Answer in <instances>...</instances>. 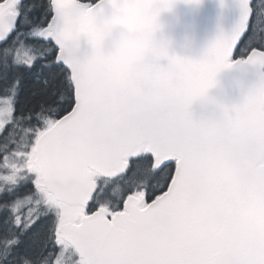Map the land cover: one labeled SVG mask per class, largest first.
Instances as JSON below:
<instances>
[{"label": "snow or ice", "instance_id": "obj_1", "mask_svg": "<svg viewBox=\"0 0 264 264\" xmlns=\"http://www.w3.org/2000/svg\"><path fill=\"white\" fill-rule=\"evenodd\" d=\"M176 3L0 0V264H264V72L192 112L224 69H264V0H236L199 59L158 46L130 74L83 73L73 54L130 12L153 31ZM234 132L241 157L197 166Z\"/></svg>", "mask_w": 264, "mask_h": 264}, {"label": "water", "instance_id": "obj_2", "mask_svg": "<svg viewBox=\"0 0 264 264\" xmlns=\"http://www.w3.org/2000/svg\"><path fill=\"white\" fill-rule=\"evenodd\" d=\"M238 9L236 0H201L199 4H191L185 0H177L171 10L163 11L159 16L160 30L157 39L171 37L176 41V47L170 49V54L199 59L209 45L222 33H228L237 21ZM129 32H143L144 27L139 16L130 12L122 21ZM93 66L103 61L111 71L119 63V57L105 56L97 48L94 51ZM166 63V61H161ZM253 68L234 67L224 69L217 76L216 85L209 89L208 97L222 99L231 105L240 102L245 91L252 86L258 76ZM195 118L213 117L217 115V106L205 100H198L192 105Z\"/></svg>", "mask_w": 264, "mask_h": 264}, {"label": "clouds", "instance_id": "obj_3", "mask_svg": "<svg viewBox=\"0 0 264 264\" xmlns=\"http://www.w3.org/2000/svg\"><path fill=\"white\" fill-rule=\"evenodd\" d=\"M160 27L159 17L153 31L129 32L122 24L113 23L97 47L77 49L73 53L79 59L80 71L87 73L92 69L93 54L97 48L105 56L119 57V63L113 69L117 74L134 72L146 61L153 47L162 46L170 53V49L176 47V41L171 37H162L158 40L156 33ZM141 95L146 101V106L150 108L160 101L163 91L161 87H150L142 90ZM207 99L216 106L225 104L222 99L209 98L208 95ZM246 150V137L240 132H234L222 145H210L195 163L200 167H208L213 163L230 164L241 157Z\"/></svg>", "mask_w": 264, "mask_h": 264}]
</instances>
